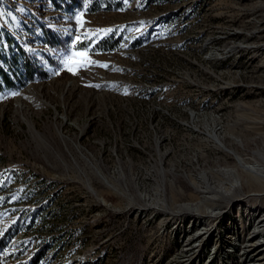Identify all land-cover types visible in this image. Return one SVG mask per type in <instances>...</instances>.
Returning a JSON list of instances; mask_svg holds the SVG:
<instances>
[{
  "label": "rangeland",
  "instance_id": "1",
  "mask_svg": "<svg viewBox=\"0 0 264 264\" xmlns=\"http://www.w3.org/2000/svg\"><path fill=\"white\" fill-rule=\"evenodd\" d=\"M260 1L0 0V67L28 54L43 73L0 79V264L243 260L259 191L233 177L214 220L178 213L169 189L212 211L205 166L258 168L230 141L264 103Z\"/></svg>",
  "mask_w": 264,
  "mask_h": 264
},
{
  "label": "bare ground",
  "instance_id": "2",
  "mask_svg": "<svg viewBox=\"0 0 264 264\" xmlns=\"http://www.w3.org/2000/svg\"><path fill=\"white\" fill-rule=\"evenodd\" d=\"M252 8L257 9V11L264 10V0L253 4ZM200 123L201 120L197 119V117L193 118L192 120L193 125H199ZM241 123H244V125L236 123L233 126V134L239 137L242 143L239 144L234 140H231L230 142L233 144L232 147L235 148L242 155V158L243 160H245V162L246 161L253 162L257 165L258 168L256 169V172H248L244 169L238 168L237 173L231 174L221 170L213 169L212 167L205 166L204 177H203L204 180L200 179L199 182H197L196 188H198L202 184L201 186L204 187V190L202 191L203 193L216 194V196H212V197L203 196L205 199H202V202L207 206H209L210 208H212V211H208L206 208L198 206V204H195V206H193V204L190 206L188 205L185 206L182 205L179 207L176 206L175 203L177 202V200L182 196H184L185 193L183 190H176V188L172 190L169 189V192H171L173 196L172 198L173 207L179 209L178 213H183V214L190 213V214L198 215L199 217L208 216L209 218H214V220L222 219L223 215L225 214L224 210L226 208L225 207L220 208L219 202L221 198L224 195H226V193L235 192L240 189V185L235 184L233 180V177L236 176H238L241 179V182H243V189H248L249 191L250 190L259 191L261 193L260 199L264 201V177L260 176L261 173H264V103H260L259 105H253L251 108L243 110L241 115ZM167 135H168L167 133H163L161 135V138L166 139ZM225 137L227 138V136ZM216 149L223 151L220 147H217ZM253 149H257L258 151H260L262 153V156H260L257 152H254ZM203 150L209 151V148L204 147ZM180 160L178 161L177 164H175L177 167L181 165L183 166L185 165V161L184 160L180 161ZM165 174H173V172L167 171ZM176 176H178V178H180L182 182L185 183V179L181 175L176 174ZM223 193L224 195H222ZM149 197L151 198V196ZM199 199H201L200 196L196 200ZM198 203L200 202L198 201ZM155 204H158V202H155ZM145 205L151 207L153 204L146 203ZM263 206H264L263 202L257 205V207L253 211L255 213H253L254 216L252 215L253 217L251 219L250 225L246 226L244 230L246 231L251 225L253 226L256 225L257 227H259V229L254 230V233L252 235L248 236L247 240L245 237V241H248L249 243L246 245V249L243 253L244 255L243 260L239 264H264V247H263L264 244H262V242H259L257 241V239H255L259 235L264 236V217L262 216L258 217L257 219L258 221L256 222L257 224L255 223L256 214ZM217 208H219L220 210L214 211ZM200 209L202 210L197 213L196 210H200ZM195 239L196 238L194 237L192 241H194ZM191 245L192 244L190 242L188 244L189 247L181 253H184L185 256H188L191 252L190 258H195L196 253H193L195 246H191Z\"/></svg>",
  "mask_w": 264,
  "mask_h": 264
},
{
  "label": "trees",
  "instance_id": "3",
  "mask_svg": "<svg viewBox=\"0 0 264 264\" xmlns=\"http://www.w3.org/2000/svg\"><path fill=\"white\" fill-rule=\"evenodd\" d=\"M48 34V33H46ZM49 35V34H48ZM50 42V39H48ZM19 58L16 55H13L12 58L6 57L4 58L5 63L7 64L8 68L10 67V73H6V71L0 67V79L7 85H12L13 82L20 81L24 83L26 78L32 79L35 77H41L43 73L37 69L36 64L32 63L30 56L27 54V57L20 63ZM22 79V80H20Z\"/></svg>",
  "mask_w": 264,
  "mask_h": 264
},
{
  "label": "snow or ice",
  "instance_id": "4",
  "mask_svg": "<svg viewBox=\"0 0 264 264\" xmlns=\"http://www.w3.org/2000/svg\"><path fill=\"white\" fill-rule=\"evenodd\" d=\"M81 55H82V56H86L87 54H86V52H85V53H81ZM103 66L106 67V65H103Z\"/></svg>",
  "mask_w": 264,
  "mask_h": 264
}]
</instances>
